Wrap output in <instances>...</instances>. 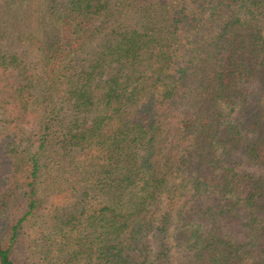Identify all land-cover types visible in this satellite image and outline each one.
<instances>
[{
	"label": "trees",
	"instance_id": "1",
	"mask_svg": "<svg viewBox=\"0 0 264 264\" xmlns=\"http://www.w3.org/2000/svg\"><path fill=\"white\" fill-rule=\"evenodd\" d=\"M0 264H264V0H0Z\"/></svg>",
	"mask_w": 264,
	"mask_h": 264
}]
</instances>
